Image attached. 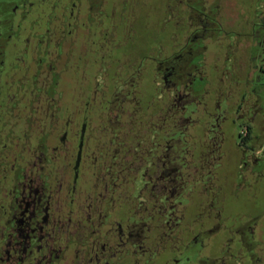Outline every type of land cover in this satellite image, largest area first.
<instances>
[{
  "label": "flooded vegetation",
  "instance_id": "1",
  "mask_svg": "<svg viewBox=\"0 0 264 264\" xmlns=\"http://www.w3.org/2000/svg\"><path fill=\"white\" fill-rule=\"evenodd\" d=\"M142 2L0 0V264H241L257 248L255 217L221 224L215 179L226 129L238 173L264 177V4L240 29L221 0H156L136 44Z\"/></svg>",
  "mask_w": 264,
  "mask_h": 264
},
{
  "label": "rangeland",
  "instance_id": "2",
  "mask_svg": "<svg viewBox=\"0 0 264 264\" xmlns=\"http://www.w3.org/2000/svg\"><path fill=\"white\" fill-rule=\"evenodd\" d=\"M221 1L226 10V17L235 21L236 27L238 25L240 29L244 27L246 21L252 20L255 12L254 8L257 7V11H259L260 6L264 4V0ZM155 4L156 0H144L138 7L139 13L136 15V21L133 25L136 44L145 33L149 34V39L155 36V14L153 10ZM227 37L231 39L232 33L228 34ZM148 92L147 89L146 96ZM235 130L226 129L223 143L224 156L221 164L216 167L215 185L219 188L218 206L221 202L220 207H223L220 217L221 224H225L226 227L232 224H242L252 216L255 217L257 225L255 226L254 237L258 245L256 251L242 248L238 252L243 256L241 264H250L247 256L251 253L254 257H260L258 264H264V177L244 178L238 173L235 155ZM233 234H230L227 228H222L220 232L212 235L210 244L207 247V254L213 258L214 255L222 252L223 250L220 248L222 242L229 235L233 236ZM232 244L235 246L232 245V247L236 249L235 242Z\"/></svg>",
  "mask_w": 264,
  "mask_h": 264
}]
</instances>
